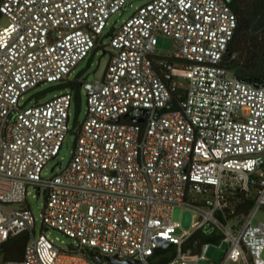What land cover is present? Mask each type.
<instances>
[{
	"label": "built area",
	"instance_id": "built-area-1",
	"mask_svg": "<svg viewBox=\"0 0 264 264\" xmlns=\"http://www.w3.org/2000/svg\"><path fill=\"white\" fill-rule=\"evenodd\" d=\"M129 5L0 0V244L29 232L24 256L0 264H115L92 253L196 264L209 242L186 245L206 224L230 242L220 264H264V220L254 222L264 208V85L224 63L236 12L228 0H146L105 42L110 17ZM159 33L175 39L171 52L157 49ZM99 46L110 57L101 78L82 79L83 121L71 120L72 88L26 99L43 82L71 78ZM71 131L70 160L46 174ZM31 186L45 195L40 229ZM237 191L254 204L229 216ZM182 204L197 218L180 232L172 212ZM50 227L75 243L60 246Z\"/></svg>",
	"mask_w": 264,
	"mask_h": 264
},
{
	"label": "rangeland",
	"instance_id": "rangeland-1",
	"mask_svg": "<svg viewBox=\"0 0 264 264\" xmlns=\"http://www.w3.org/2000/svg\"><path fill=\"white\" fill-rule=\"evenodd\" d=\"M146 0H129L131 5L121 9L120 11L114 13L110 19L109 24L106 28V36L104 37L105 42L109 41V33L113 26H118L122 23L124 19H126L140 4L144 3ZM8 21L7 17L2 18V22L6 23ZM158 44L157 49L161 52H171L175 45V39L172 36H169L165 33L158 34ZM109 52H103V48L99 46L96 51H91L83 60L78 62L75 66L71 78H75L78 75H81V78H89V79H99L102 77L108 60H109ZM58 82H43L36 87L31 88L26 92V99H29V102H34L35 100H43L46 99L55 93L60 92L61 90L57 88ZM87 110V98L84 91H81V98L78 102L76 99L73 100L71 106V120L72 122L83 121ZM242 113H246V109L243 108L241 110ZM75 133L69 132L66 135V138L63 141L61 149L55 157L47 162L44 167V172L46 174H53L57 172L63 164H67L70 160L74 145H75ZM63 161V164L61 163ZM28 202L33 208L36 218H37V226L40 229L42 227V214L45 203V195L44 193L38 194V190L35 186L29 187L28 193ZM196 210L193 206L182 204L176 205L172 212V219L176 221H180L181 225L179 227V231H183L184 229H193L194 223L196 221ZM259 220H264V208H260L257 212V215L254 219V222H258ZM47 232L49 235L62 247L70 248L72 243H75L74 239L64 232L55 229L48 228ZM230 245V242L227 238H224L219 243H213L209 241V246L206 251V258L200 259L196 262V264H220L223 258L226 255L227 249ZM264 255V251H263ZM3 257L0 255V263L3 261ZM227 264H243L242 262H236L230 260Z\"/></svg>",
	"mask_w": 264,
	"mask_h": 264
},
{
	"label": "trees",
	"instance_id": "trees-1",
	"mask_svg": "<svg viewBox=\"0 0 264 264\" xmlns=\"http://www.w3.org/2000/svg\"><path fill=\"white\" fill-rule=\"evenodd\" d=\"M237 14L238 24L235 35L224 56V63L241 79L255 85H264V0H228ZM81 75L58 82L57 88L75 90V99L81 98ZM173 104H176L174 101ZM235 209L226 210L232 214H245L254 204V196L237 191L231 196ZM220 216H222L220 212ZM225 238L213 224H206L196 230L187 243V247L199 249L201 244L210 241L219 243ZM29 232L24 231L9 237L0 244V255L4 260L20 259L24 256ZM165 250H161L164 252Z\"/></svg>",
	"mask_w": 264,
	"mask_h": 264
},
{
	"label": "water",
	"instance_id": "water-1",
	"mask_svg": "<svg viewBox=\"0 0 264 264\" xmlns=\"http://www.w3.org/2000/svg\"><path fill=\"white\" fill-rule=\"evenodd\" d=\"M136 111L148 115L150 110L148 107H137ZM134 119L138 120L137 117ZM92 257L96 261H103L107 259L112 260L115 264H143L142 260L139 258H114L108 254H97V253H92Z\"/></svg>",
	"mask_w": 264,
	"mask_h": 264
}]
</instances>
